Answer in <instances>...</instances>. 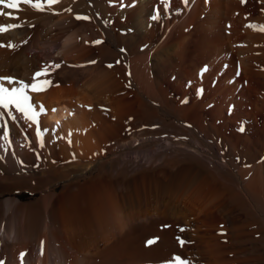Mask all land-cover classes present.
<instances>
[{"label": "bare ground", "instance_id": "1", "mask_svg": "<svg viewBox=\"0 0 264 264\" xmlns=\"http://www.w3.org/2000/svg\"><path fill=\"white\" fill-rule=\"evenodd\" d=\"M0 10L19 17L0 23L23 25L0 35L16 46L0 47V76L43 88L27 95L45 109H36V124L0 108L11 141L0 128L2 264H169L174 256L264 264V126L239 154L214 126L201 130L212 143L216 135L223 168L208 169L176 143V123L191 122L194 110L181 107V91L207 85L219 102L214 117L226 118L264 78L256 64L264 0H60L44 12L23 3ZM54 63L61 67L33 80Z\"/></svg>", "mask_w": 264, "mask_h": 264}, {"label": "rangeland", "instance_id": "2", "mask_svg": "<svg viewBox=\"0 0 264 264\" xmlns=\"http://www.w3.org/2000/svg\"><path fill=\"white\" fill-rule=\"evenodd\" d=\"M256 64L264 68V60H260V62ZM252 91L253 93L244 101V105L241 109L237 107V111H235V106L229 107V110L225 113L226 118L214 117L212 110L219 105V102L216 98L212 100L213 93L207 85L199 84L196 86V84L193 83L191 94L187 93L185 95L181 91L177 97L181 107L193 105L194 110L191 113V122L179 120V122L176 123V126H178L180 130V135L178 140H176V143H178L177 147L180 148V154H183L184 151L186 153L187 149H189L190 151H194H191V154H193L198 161H202L208 169H214L215 167L223 168V164L225 163L224 160L226 159L224 156L226 155L224 150H219V147L217 148L218 141H216L217 139L215 140V138H217L216 135L213 134L214 140L212 143L208 141V137L205 136L201 130L208 127L212 129L214 126L218 131H221L220 135L222 137L231 138V140L235 142L236 154H239L243 145L242 140L245 137H253L255 132L262 130L264 126L263 77H255L252 82ZM162 112L163 115H161V117L167 118L168 120L169 115L165 113V110ZM241 128H243V131H241ZM190 131L193 133H190ZM209 144H212V146ZM181 147L183 149H181ZM210 150L212 153H210ZM199 154H202V159L198 157L200 156ZM226 170L228 172V169H224L225 172ZM256 245V249L258 250L261 244L257 243Z\"/></svg>", "mask_w": 264, "mask_h": 264}, {"label": "snow or ice", "instance_id": "3", "mask_svg": "<svg viewBox=\"0 0 264 264\" xmlns=\"http://www.w3.org/2000/svg\"><path fill=\"white\" fill-rule=\"evenodd\" d=\"M162 2L167 3L168 0H162ZM21 3L27 4L37 11L44 12L45 10L52 9V6L60 3V0H0V7H2V9H12L18 11ZM183 3L187 5L189 3V0H183ZM65 11L72 12V9L68 8L65 9ZM51 14L59 15L60 13L52 11ZM0 17H6L9 19L14 18L17 20L19 19V17H13L12 12H5L3 10H0ZM74 18L76 20H85V21L91 19L88 16H81L78 14L75 15ZM153 19H156V16H154ZM29 26L34 27V25L31 24ZM21 27H23L21 23H9V24L0 23V35H3L11 30ZM259 30L264 31V28H261ZM93 43L100 44L102 43V41L96 40ZM0 47L15 48L16 46L11 43L8 44L0 43ZM121 51L124 50L121 49ZM91 63H95V61H92ZM111 66L112 65H109V67ZM60 67L61 65L59 63H54L52 65H45L39 71H36L34 73L33 80H36L41 76L49 75L50 69L53 68L58 69ZM206 70H207V66H205V68L202 71H206ZM43 83L45 85H50L51 81L45 80L43 81ZM28 89H31L32 91L44 90L43 88H38L36 83L20 81L11 76H0V108L8 110V115L11 117L13 121H16L17 117L11 111L12 108H14L16 112L20 113L26 121H31L32 123L38 124L39 122L36 119L38 113L36 109L39 108L40 112H44L45 109L42 104H32L30 102L31 98L29 97V95H27ZM52 111H56V109H52ZM2 116L3 113H0V117ZM0 128L5 129L3 133V138L5 140H8L7 121H5L3 124H0ZM241 131H243V128H241ZM8 143L10 144L11 141L8 140ZM37 158L39 159V156H37ZM0 159H3V157H0ZM181 231H183V229H181ZM177 239L179 240L181 247H183L185 241L180 240L179 237H177ZM152 243H154V241H148V244H152ZM21 260L23 261V254L21 255ZM0 264H2V262H0ZM169 264H189V262L187 260L182 259L179 256H174L172 260L169 261Z\"/></svg>", "mask_w": 264, "mask_h": 264}]
</instances>
